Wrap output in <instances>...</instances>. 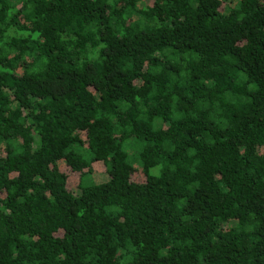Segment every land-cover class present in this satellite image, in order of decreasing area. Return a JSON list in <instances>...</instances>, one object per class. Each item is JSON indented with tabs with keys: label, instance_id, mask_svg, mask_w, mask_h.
I'll use <instances>...</instances> for the list:
<instances>
[{
	"label": "trees",
	"instance_id": "obj_1",
	"mask_svg": "<svg viewBox=\"0 0 264 264\" xmlns=\"http://www.w3.org/2000/svg\"><path fill=\"white\" fill-rule=\"evenodd\" d=\"M221 6L0 0V264H264V0Z\"/></svg>",
	"mask_w": 264,
	"mask_h": 264
},
{
	"label": "rangeland",
	"instance_id": "obj_2",
	"mask_svg": "<svg viewBox=\"0 0 264 264\" xmlns=\"http://www.w3.org/2000/svg\"><path fill=\"white\" fill-rule=\"evenodd\" d=\"M232 1L234 0H222V6H221V10H223L225 8V5L229 4V2L232 3ZM126 150L128 152V156L130 161L133 163V165L135 166V171L132 173V179L133 180H143L144 179V175L140 170V166H139V161L137 159V156L135 155L136 149L133 146H127ZM61 169L64 170L67 174V183L69 187H75L77 184V177H78V173L71 171L67 166H65L64 164H61ZM108 178V175L105 172V165L103 162L101 161H97L94 162L92 164V172L89 175H86L84 177V181L83 182H96V181H101Z\"/></svg>",
	"mask_w": 264,
	"mask_h": 264
}]
</instances>
